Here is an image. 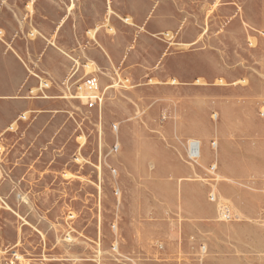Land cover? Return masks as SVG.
<instances>
[{
  "label": "rangeland",
  "instance_id": "rangeland-1",
  "mask_svg": "<svg viewBox=\"0 0 264 264\" xmlns=\"http://www.w3.org/2000/svg\"><path fill=\"white\" fill-rule=\"evenodd\" d=\"M226 98L264 124V0H0V264H264V174L213 202V165L175 148ZM152 151L196 166L197 217L144 190L172 180Z\"/></svg>",
  "mask_w": 264,
  "mask_h": 264
},
{
  "label": "crops",
  "instance_id": "crops-1",
  "mask_svg": "<svg viewBox=\"0 0 264 264\" xmlns=\"http://www.w3.org/2000/svg\"><path fill=\"white\" fill-rule=\"evenodd\" d=\"M99 47L110 58L111 47L103 44H99ZM249 93L251 94V92ZM249 93L246 95H249ZM233 94L240 95L238 92ZM252 101L253 99L248 98L218 100L214 104L216 110H218L216 115L219 116L220 120L217 119L215 123L211 120L205 121L204 124L202 123V126L206 128L203 133H197L193 138H187L191 141H198L200 147L207 140L215 148L216 157L214 161L210 162L209 166V163L202 162V153L199 158L201 162L199 163L208 171L211 170V165L215 166L212 172L218 175L219 180L223 181L213 189L216 199H218L219 194L222 197L226 194L229 196L230 190L234 192V188L232 189L230 183L238 177L264 174V160L259 156L261 140L264 138V124L258 118H246V110H240L245 107L244 104L249 105L250 103L251 105ZM189 143H183V147L177 145L175 147L176 151L178 149L177 152L181 156H183V151H186L185 154H187ZM220 150L221 152H219ZM157 154H160L159 151L158 153L155 151L148 153V158L153 160L155 165L150 173L156 174L164 169L163 171H169L172 180L165 183H159L156 180L150 181L146 184L144 190L148 191L149 195L154 198H158L163 193L166 202L175 212L180 211L183 214V212L188 213L190 211L192 215L197 217L196 214L200 213L198 208H200L201 198L206 196L204 193L208 188L204 184L187 181V175L198 171L196 166L183 164L178 154L174 152L173 155L168 156L170 162L165 163L162 167L160 157ZM140 158L143 157L140 156ZM171 236L172 238L180 237L178 234H172ZM150 250H156V248L151 247Z\"/></svg>",
  "mask_w": 264,
  "mask_h": 264
},
{
  "label": "built area",
  "instance_id": "built-area-1",
  "mask_svg": "<svg viewBox=\"0 0 264 264\" xmlns=\"http://www.w3.org/2000/svg\"><path fill=\"white\" fill-rule=\"evenodd\" d=\"M70 79H72V77H70L67 80V85H66V90L67 93H72V89L70 86ZM98 77L96 76H90L89 78H87L85 80L84 83V88L81 89V93L77 95H73L71 97L73 98H77L80 99L82 101H84L85 105L87 108L89 109H93L97 106H100L103 102V95L101 90H100V85H99V81H98ZM83 90V92H82ZM214 144V143H213ZM201 156V147H200V143L198 141H191L189 143V148H188V158L189 160H191L192 162H197L199 160ZM211 201L216 202V196L215 195H211L210 197ZM232 219V214L230 209L227 208L224 211V220H231Z\"/></svg>",
  "mask_w": 264,
  "mask_h": 264
},
{
  "label": "bare ground",
  "instance_id": "bare-ground-1",
  "mask_svg": "<svg viewBox=\"0 0 264 264\" xmlns=\"http://www.w3.org/2000/svg\"><path fill=\"white\" fill-rule=\"evenodd\" d=\"M262 115H264V111H263V113H262ZM115 130L116 131H118V125H116L115 127ZM215 145V144H214ZM218 147V145L216 146V148ZM214 168H215V166H213ZM218 176V175H217ZM118 194H119V192H118ZM213 195H215V193H213ZM116 248H118V247H116ZM21 258V257H20Z\"/></svg>",
  "mask_w": 264,
  "mask_h": 264
}]
</instances>
